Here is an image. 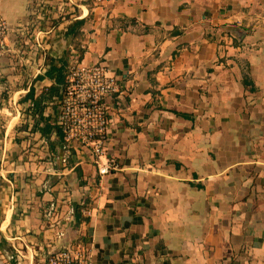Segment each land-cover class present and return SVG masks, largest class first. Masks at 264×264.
I'll return each instance as SVG.
<instances>
[{
  "label": "crops",
  "instance_id": "0c3cea01",
  "mask_svg": "<svg viewBox=\"0 0 264 264\" xmlns=\"http://www.w3.org/2000/svg\"><path fill=\"white\" fill-rule=\"evenodd\" d=\"M53 1L57 24L33 31L31 0H0V264H46L64 244L89 264H264V0ZM65 54L117 79L116 172L60 160L57 96L32 112L46 56Z\"/></svg>",
  "mask_w": 264,
  "mask_h": 264
},
{
  "label": "built area",
  "instance_id": "2783aa9c",
  "mask_svg": "<svg viewBox=\"0 0 264 264\" xmlns=\"http://www.w3.org/2000/svg\"><path fill=\"white\" fill-rule=\"evenodd\" d=\"M99 1V0H96ZM47 0H31L30 18L33 31L43 26L45 14L55 12L54 7H46ZM8 21L0 15V59L9 51L6 40ZM38 33H44L38 29ZM120 91L115 76L109 74L102 63L83 64L77 59L67 63L65 83L61 91L60 107L56 125L62 135L64 163L72 157L77 161L89 157L100 176L120 170L115 157L106 152L109 128V108L106 99ZM81 202L80 211L87 214ZM72 209L70 212L72 213ZM63 236V233H59ZM46 264H89L87 249L80 244H64L52 250Z\"/></svg>",
  "mask_w": 264,
  "mask_h": 264
},
{
  "label": "trees",
  "instance_id": "16d2710c",
  "mask_svg": "<svg viewBox=\"0 0 264 264\" xmlns=\"http://www.w3.org/2000/svg\"><path fill=\"white\" fill-rule=\"evenodd\" d=\"M58 20L54 21L52 23V25L57 24ZM85 23V19H75L73 20L66 28L65 31V37H77L80 38L81 36V28L83 27ZM74 48L78 49V44L74 43L73 45ZM79 53H82V50L79 49ZM67 54H65L63 57L59 58V59H54L51 56H46V58H48L49 62H48V68L45 72V75L50 78L51 80H53V84L48 87L45 91H42L41 94H39V96L34 97V93L33 90L31 89L29 91V93L27 94V97L31 98L33 100V114H37L39 119L41 118V114H42V101L44 98V94H48L50 96H57L58 99H60L61 97V91L62 88L64 86L65 83V78H66V73H67ZM41 76H38V78H40ZM47 127H51L49 125H46ZM58 131V138L60 139V141H62V135L61 132L59 130V128L55 127ZM63 143V142H62ZM61 143V145H62ZM75 217L77 219V221L81 220L80 217V211H79V207L76 205L75 207Z\"/></svg>",
  "mask_w": 264,
  "mask_h": 264
},
{
  "label": "rangeland",
  "instance_id": "374dc122",
  "mask_svg": "<svg viewBox=\"0 0 264 264\" xmlns=\"http://www.w3.org/2000/svg\"><path fill=\"white\" fill-rule=\"evenodd\" d=\"M48 2H46L44 5L46 6V7H48V6H54L55 5V2L53 1V0H47ZM59 15H57V14H55V13H52V14H45L44 15V17H43V19L45 20V24H47V26L49 27V26H52V23L54 22V21H56V20H58V17ZM45 24H43V25H45Z\"/></svg>",
  "mask_w": 264,
  "mask_h": 264
}]
</instances>
